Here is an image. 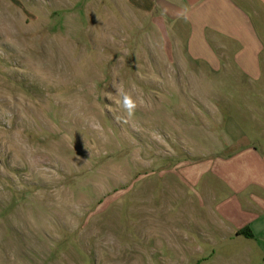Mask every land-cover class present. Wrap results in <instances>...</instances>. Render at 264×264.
<instances>
[{
  "label": "rangeland",
  "instance_id": "1",
  "mask_svg": "<svg viewBox=\"0 0 264 264\" xmlns=\"http://www.w3.org/2000/svg\"><path fill=\"white\" fill-rule=\"evenodd\" d=\"M128 6L0 0V264L240 262L146 233L153 183L215 156L224 123L210 74Z\"/></svg>",
  "mask_w": 264,
  "mask_h": 264
},
{
  "label": "crops",
  "instance_id": "2",
  "mask_svg": "<svg viewBox=\"0 0 264 264\" xmlns=\"http://www.w3.org/2000/svg\"><path fill=\"white\" fill-rule=\"evenodd\" d=\"M108 1L170 28L199 75L210 74L200 89L222 102L220 149L153 183L146 233L179 243L183 232V241L214 251L208 259L217 245L236 244L239 264H264V0Z\"/></svg>",
  "mask_w": 264,
  "mask_h": 264
},
{
  "label": "trees",
  "instance_id": "3",
  "mask_svg": "<svg viewBox=\"0 0 264 264\" xmlns=\"http://www.w3.org/2000/svg\"><path fill=\"white\" fill-rule=\"evenodd\" d=\"M239 234L244 235V236L249 237V238L253 237V234L249 229H244V230L240 231Z\"/></svg>",
  "mask_w": 264,
  "mask_h": 264
},
{
  "label": "clouds",
  "instance_id": "4",
  "mask_svg": "<svg viewBox=\"0 0 264 264\" xmlns=\"http://www.w3.org/2000/svg\"><path fill=\"white\" fill-rule=\"evenodd\" d=\"M126 107H128L129 109L132 107L131 101H126Z\"/></svg>",
  "mask_w": 264,
  "mask_h": 264
}]
</instances>
